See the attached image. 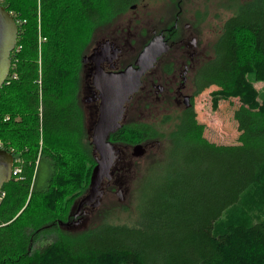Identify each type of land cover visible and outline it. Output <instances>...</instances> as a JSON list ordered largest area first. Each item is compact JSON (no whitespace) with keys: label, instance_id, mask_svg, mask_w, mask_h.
Returning a JSON list of instances; mask_svg holds the SVG:
<instances>
[{"label":"trees","instance_id":"trees-1","mask_svg":"<svg viewBox=\"0 0 264 264\" xmlns=\"http://www.w3.org/2000/svg\"><path fill=\"white\" fill-rule=\"evenodd\" d=\"M146 1L2 2L22 24L8 83L0 88V137L23 158L24 179L3 188L0 264H264V102L249 78L264 82V0H231L233 15L196 75L198 94L219 88L215 108L239 99L238 143L208 141L191 111L177 119L169 159L144 183L152 192L133 225L67 228L97 166L78 104L84 51L96 32ZM195 15L198 23L208 16ZM151 126L125 125L110 140L142 143L156 133ZM41 164L50 173L40 185Z\"/></svg>","mask_w":264,"mask_h":264},{"label":"flooded vegetation","instance_id":"flooded-vegetation-1","mask_svg":"<svg viewBox=\"0 0 264 264\" xmlns=\"http://www.w3.org/2000/svg\"><path fill=\"white\" fill-rule=\"evenodd\" d=\"M185 2L186 0H169L171 7L167 14H149L147 3L142 7L134 5L130 11L141 12L136 21H129L127 24L121 22L130 14L128 11L92 37L82 57L78 94L84 126L89 127L87 137L92 144L93 129L99 122L102 104L97 80L103 81L104 78L125 72L129 68L140 69V63L147 52H150L155 60L142 73L139 90L125 103L123 126L132 121L133 113L139 108L138 121L145 123L150 118L155 119L153 121H159L161 118L162 124L165 125L168 122L166 120L172 117L175 120L184 119L187 113L195 111V100L200 95L196 87V75L199 68L212 59L213 54L210 55L212 57L206 54L209 42L203 29L204 22L198 23L195 14L191 15L183 9ZM115 52L117 53L114 56ZM20 119L22 121V118ZM112 143L120 149V153L111 169L112 178L103 182L104 193L98 208L106 197L114 193L120 196L122 191L118 190L119 182L115 180V175L121 174L120 170H124L132 157L140 158L134 155L135 146L141 145L144 155L154 143L161 146V150L169 146L167 141L161 144L160 141L151 139L136 145ZM94 152L98 161L99 154L95 147ZM121 156L127 158L122 162V166L119 161ZM88 195L89 191L75 202L68 229L84 224L91 213L98 209L93 206L96 201L87 199Z\"/></svg>","mask_w":264,"mask_h":264},{"label":"rangeland","instance_id":"rangeland-1","mask_svg":"<svg viewBox=\"0 0 264 264\" xmlns=\"http://www.w3.org/2000/svg\"><path fill=\"white\" fill-rule=\"evenodd\" d=\"M144 3H147V7L150 8L149 14H167L169 8L171 7L169 0H147ZM144 3L139 5V7H142ZM230 5L231 0H186L185 4H183V9L187 12H190L191 15H194L198 11L208 15L203 25L205 36L208 38L209 42V48L206 52L208 56L213 54L212 44L218 39L225 21L233 15L234 11L229 8ZM129 12L130 14L122 19V23L127 24L129 21L134 22L141 14L139 10ZM132 24L135 25V23ZM249 78L255 83V86L259 90L260 101L264 102V82L256 81V78L253 74H250ZM218 89L219 88L216 86L210 87L196 98L195 112L197 120L204 126V137L208 141L220 145H235L238 143L240 133L238 130V123L234 118V113L235 110L239 108L241 103L238 98L220 100L217 108H215L214 93ZM21 108H23V106ZM139 110L140 108L137 109L135 113H133V119L130 121L129 125L131 127H143L142 129L145 131L150 130V125H148V123H152L151 127H153L157 134H152L151 140L160 141L161 144L167 141L169 144L168 148L161 150V146H158L156 143H154V146H152L148 153L143 157L137 159L132 157V160H129V164L124 167V170H120L121 174L118 173L115 175V180L119 182L118 190L121 189L122 191L120 196L114 193L112 196L106 197L101 207L94 210V212H92L91 215L86 219L84 224L78 225L74 229H70L71 231L82 232L91 226H95L103 222L128 225H133L136 222L139 204L143 202L145 196L151 194L152 192L150 189L152 185H148L147 182V185L145 186L144 183L148 179L150 173L151 175L153 174L152 171L154 169H158V171L161 170L158 164L159 162H162L161 160L166 159V157L169 159V151L172 147L170 137L175 131L176 125L180 124V121L177 122L174 117L166 120L168 121L166 123L167 125L162 124L161 118L159 121H153L155 119L150 118L149 121H146L147 123L140 122L137 119L140 115ZM40 112L42 115V107ZM25 116L26 113L21 112L19 114L18 121H21L20 118H22L23 125L20 127L26 133L29 129V124H26ZM160 117H162V115ZM144 119L148 120L147 118ZM84 129L85 133L86 131L87 133L89 132L88 125L87 127H84ZM86 141L87 139H84V142ZM126 159H124L122 156L120 157L119 161L121 166L122 162ZM41 167L42 180L40 185L45 183L47 184L50 173V167L47 164H41ZM144 187L145 189L143 190ZM114 190L117 191L116 188ZM50 240L51 238L48 240V242H50ZM46 243L47 241H44L43 246H45Z\"/></svg>","mask_w":264,"mask_h":264},{"label":"water","instance_id":"water-1","mask_svg":"<svg viewBox=\"0 0 264 264\" xmlns=\"http://www.w3.org/2000/svg\"><path fill=\"white\" fill-rule=\"evenodd\" d=\"M19 25L16 18L0 2V88L8 79L12 69V54L17 47ZM117 52L114 53V56ZM140 63L141 68L127 69L125 72L112 74L102 81L97 80V87L101 91V113L99 122L93 129V144L99 154L97 166L93 170L88 200L96 201L94 207L100 206L103 196L104 180L111 179V169L120 153L111 141L110 136L123 127L125 103L141 86V76L154 62L155 58L147 52ZM134 155L142 157L144 148L137 145ZM14 156L7 150L0 149V192L4 186L13 180Z\"/></svg>","mask_w":264,"mask_h":264},{"label":"built area","instance_id":"built-area-1","mask_svg":"<svg viewBox=\"0 0 264 264\" xmlns=\"http://www.w3.org/2000/svg\"><path fill=\"white\" fill-rule=\"evenodd\" d=\"M0 2H4V0H0ZM3 4V3H2ZM14 15V14H13ZM14 17L16 18V16L14 15ZM17 20L18 25L20 26L22 24V21ZM17 50V47L15 48V51ZM12 79H18V74L14 73L11 77ZM9 79V77H8ZM8 79L6 80V83H8ZM10 120V116H6L4 118L3 121H9ZM0 149H4L7 150L8 152H10L13 156H14V165H13V179L16 181H21L24 179V161L23 158L20 157L15 149L11 146L8 145V143L6 141H4L1 137H0ZM5 197V192L2 190L0 192V204L2 203V200Z\"/></svg>","mask_w":264,"mask_h":264},{"label":"bare ground","instance_id":"bare-ground-1","mask_svg":"<svg viewBox=\"0 0 264 264\" xmlns=\"http://www.w3.org/2000/svg\"><path fill=\"white\" fill-rule=\"evenodd\" d=\"M18 87V86H17ZM18 91V90H17ZM26 91V90H25ZM21 92V91H20ZM22 98V97H21ZM24 98V97H23Z\"/></svg>","mask_w":264,"mask_h":264}]
</instances>
